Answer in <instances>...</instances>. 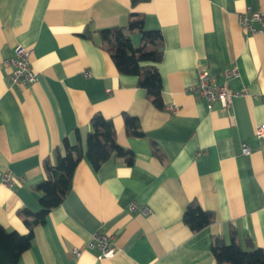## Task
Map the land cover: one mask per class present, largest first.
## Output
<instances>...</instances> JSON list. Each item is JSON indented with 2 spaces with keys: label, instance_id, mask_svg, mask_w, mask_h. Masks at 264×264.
Returning a JSON list of instances; mask_svg holds the SVG:
<instances>
[{
  "label": "crops",
  "instance_id": "0c3cea01",
  "mask_svg": "<svg viewBox=\"0 0 264 264\" xmlns=\"http://www.w3.org/2000/svg\"><path fill=\"white\" fill-rule=\"evenodd\" d=\"M248 7L264 13V0H147L134 8L131 0H0V225L28 232L21 211L40 210L44 164H54L64 140L75 142L76 130L85 148L95 114L134 155L132 165L111 158L97 170L81 160L18 264H215L212 239L230 244L233 232L242 248L249 240L264 250V138L255 135L264 124V33L244 36L238 20ZM132 11L163 38V110L102 48L99 31L126 27ZM130 39L138 46L140 34ZM17 46L32 49L37 78L28 86H11L4 66ZM228 69L238 78L225 80ZM200 70L245 94L229 108H208L188 92ZM123 114L139 120L144 137L127 136ZM6 172L12 186L1 182ZM192 202L215 218L196 233L183 222ZM96 234L109 238L113 257L87 248Z\"/></svg>",
  "mask_w": 264,
  "mask_h": 264
},
{
  "label": "trees",
  "instance_id": "16d2710c",
  "mask_svg": "<svg viewBox=\"0 0 264 264\" xmlns=\"http://www.w3.org/2000/svg\"><path fill=\"white\" fill-rule=\"evenodd\" d=\"M147 0H131V7ZM140 34V43L134 46L130 33ZM102 48L108 52L119 74L137 79V86L145 91L146 99L158 110L164 109L162 100V80L157 65L163 57V38L159 31L144 29L143 17L130 12L126 27H112L99 31ZM127 136L141 138L139 120L123 114ZM75 142L67 139L63 142V153L56 151L54 164H44L45 178L35 190L39 194L40 210L21 211L28 232L24 235L16 231H7L0 225V264H18L20 256L32 243L36 227L46 222L49 213L58 207L69 193L76 168L81 160H86L94 170L111 158H122L132 165V151L120 146L112 122L101 114H95L90 121V130L86 135L85 148L78 130ZM153 153L160 157L154 146ZM214 214L203 210L192 202L188 205L183 222L192 233H196L214 222ZM247 249L235 241L234 232L231 243L226 244L221 238H213L210 246L215 264H264V250L255 248L247 240Z\"/></svg>",
  "mask_w": 264,
  "mask_h": 264
},
{
  "label": "built area",
  "instance_id": "2783aa9c",
  "mask_svg": "<svg viewBox=\"0 0 264 264\" xmlns=\"http://www.w3.org/2000/svg\"><path fill=\"white\" fill-rule=\"evenodd\" d=\"M238 24L243 31L244 36H250L257 33H264V13L246 8L245 12L239 16ZM257 24L258 27H255ZM32 53L31 48L17 46L13 55L4 60V66L9 69V79L11 86L21 87L33 84L36 81V73L31 67L29 57ZM224 79L238 78L236 70H225L223 73ZM188 92L197 94L207 104L208 108L213 103H219L222 108H229L233 99L243 96L244 92H236L229 89L226 81L220 83L217 76L210 74L207 71L200 70L198 72V81L195 85L189 86ZM173 113L178 111L177 106H170ZM257 138H264V124L257 126L255 130ZM251 149L247 145H242L241 154L250 155ZM1 182L6 186L13 185V175L9 172L2 174ZM130 212L137 211L135 204L128 206ZM139 213L147 215L150 213L148 208H140ZM89 249H97L99 258H111L115 254V249L112 247L108 237L101 234H96L86 244ZM74 255H79L80 250H74Z\"/></svg>",
  "mask_w": 264,
  "mask_h": 264
}]
</instances>
